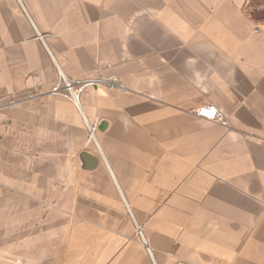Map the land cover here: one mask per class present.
I'll return each instance as SVG.
<instances>
[{
    "label": "crops",
    "instance_id": "obj_1",
    "mask_svg": "<svg viewBox=\"0 0 264 264\" xmlns=\"http://www.w3.org/2000/svg\"><path fill=\"white\" fill-rule=\"evenodd\" d=\"M195 4L0 0V264H264V31Z\"/></svg>",
    "mask_w": 264,
    "mask_h": 264
},
{
    "label": "built area",
    "instance_id": "obj_2",
    "mask_svg": "<svg viewBox=\"0 0 264 264\" xmlns=\"http://www.w3.org/2000/svg\"><path fill=\"white\" fill-rule=\"evenodd\" d=\"M58 69V78L51 87V93L71 101L78 111L86 119L88 129V138L90 141L97 143L98 124L90 122L84 114L83 109V95L84 93L94 87H107L108 89L124 90L126 87L123 81L116 74L101 75V74H88L83 77H72L64 73L60 67ZM197 116L206 118L208 120L227 124V119L221 110L212 104H204L193 110ZM137 233L142 237L143 242V229L141 225L136 226Z\"/></svg>",
    "mask_w": 264,
    "mask_h": 264
},
{
    "label": "rangeland",
    "instance_id": "obj_3",
    "mask_svg": "<svg viewBox=\"0 0 264 264\" xmlns=\"http://www.w3.org/2000/svg\"><path fill=\"white\" fill-rule=\"evenodd\" d=\"M160 1L163 7L161 9L162 15L164 17L168 16L169 19H171L172 22L174 23V0H160ZM177 1L178 2L193 1L194 3H196L195 4L196 7H189V11H194L196 17L202 16V14H200V12H203L202 8H199L197 3H200L203 0H177ZM206 1H209V0H206ZM210 1L213 2L217 0H210ZM225 1L227 2L226 5L228 6L227 8L228 11L232 10V11L239 12L242 10V12H245V17L247 21L249 20L250 27L253 32L264 31V0H225ZM231 6H235V7H231ZM149 10H152L151 12L153 13L154 8L149 9ZM184 10H186V8H184ZM234 19H235V23L238 22L237 18H234ZM246 19L244 18V15H243L244 22L246 21Z\"/></svg>",
    "mask_w": 264,
    "mask_h": 264
},
{
    "label": "water",
    "instance_id": "obj_4",
    "mask_svg": "<svg viewBox=\"0 0 264 264\" xmlns=\"http://www.w3.org/2000/svg\"><path fill=\"white\" fill-rule=\"evenodd\" d=\"M85 155H87V154H85ZM85 155H83V156H85Z\"/></svg>",
    "mask_w": 264,
    "mask_h": 264
},
{
    "label": "bare ground",
    "instance_id": "obj_5",
    "mask_svg": "<svg viewBox=\"0 0 264 264\" xmlns=\"http://www.w3.org/2000/svg\"><path fill=\"white\" fill-rule=\"evenodd\" d=\"M144 242H145V240H144Z\"/></svg>",
    "mask_w": 264,
    "mask_h": 264
}]
</instances>
